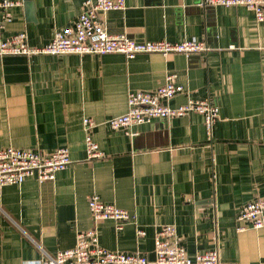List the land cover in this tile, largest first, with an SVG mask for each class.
Returning <instances> with one entry per match:
<instances>
[{
  "label": "crops",
  "instance_id": "crops-1",
  "mask_svg": "<svg viewBox=\"0 0 264 264\" xmlns=\"http://www.w3.org/2000/svg\"><path fill=\"white\" fill-rule=\"evenodd\" d=\"M84 1L24 0L0 41L25 32L29 44H46L74 23ZM125 2L105 14L110 33L137 41L196 38L212 50L0 56V148L66 147L72 158L52 181L30 176L0 186V264H40L91 228L105 248L154 260L157 231L166 225L176 227L190 257L218 247L225 261L264 264V228L239 230L238 220L243 205L264 198V21L246 6L203 0ZM170 74L185 91L169 105L210 98L219 107L212 137L199 112L127 131L106 124L128 111L131 92L155 90ZM86 117L97 122L91 134L103 159L88 160ZM92 194L134 218L121 230L115 220H96Z\"/></svg>",
  "mask_w": 264,
  "mask_h": 264
},
{
  "label": "built area",
  "instance_id": "built-area-1",
  "mask_svg": "<svg viewBox=\"0 0 264 264\" xmlns=\"http://www.w3.org/2000/svg\"><path fill=\"white\" fill-rule=\"evenodd\" d=\"M24 0H0V29L12 21L11 10L22 6ZM205 5L246 6L252 10L259 21H264V0H203ZM84 10L74 23L57 30L53 39L43 45H31L25 32L2 39L1 55L39 54H110L122 53L128 58L138 54H173L186 56L207 54L212 50L204 40L196 38L181 42L168 40L137 41L126 34H112L108 31L105 14L111 10H124L125 0H85ZM175 75H168L165 84L152 91L131 92L128 97V111L106 121L113 130H128L135 124L150 123L155 118H172L192 112L203 114L205 126L210 137L219 119V107L210 98L192 99L173 107L168 104L175 95L185 91L183 85L176 83ZM86 129V150L90 161L106 157L91 134L97 122L90 117L84 118ZM72 163L70 150L58 148L42 153L33 148H0V186L22 184L26 178L37 176L40 182L52 181L57 172L68 168ZM88 205L96 220L112 219L116 228L121 230L132 220L133 215L115 204L104 201L98 194L88 197ZM242 223L239 230L247 227L264 228V198L252 200L243 205L238 213ZM144 235L143 230L138 231ZM154 260H149L141 252H123L109 250L101 245L96 228L77 232V242L73 248L58 250L55 254L45 253L40 264H239L225 261L218 247L190 257L181 245L177 229L173 225L163 226L155 238Z\"/></svg>",
  "mask_w": 264,
  "mask_h": 264
}]
</instances>
